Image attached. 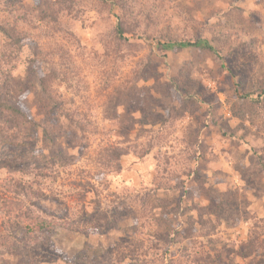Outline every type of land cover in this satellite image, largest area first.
<instances>
[{"label": "rangeland", "instance_id": "obj_1", "mask_svg": "<svg viewBox=\"0 0 264 264\" xmlns=\"http://www.w3.org/2000/svg\"><path fill=\"white\" fill-rule=\"evenodd\" d=\"M41 1L0 0L20 38L18 53L0 30V95L51 128L29 158L0 144V205L9 178L33 182L44 195L24 203L54 226L38 244L17 231L25 257L183 264L201 243L218 264H264L244 248L254 228L264 237V0H75L55 23L30 9ZM55 68L46 96L38 78ZM107 146L128 151L117 171ZM15 250L1 246L0 264Z\"/></svg>", "mask_w": 264, "mask_h": 264}, {"label": "trees", "instance_id": "obj_2", "mask_svg": "<svg viewBox=\"0 0 264 264\" xmlns=\"http://www.w3.org/2000/svg\"><path fill=\"white\" fill-rule=\"evenodd\" d=\"M74 2L75 0H42L39 6H31L30 9L32 11H37L40 20H46L48 22L55 23L60 15V11L65 9L68 13L69 9H71V5H73ZM0 30L8 37L10 45L16 47L18 53H20V38L15 35V25L11 27L0 25ZM114 31L116 33V39L123 38L125 28L122 26V20L119 19ZM199 41L200 40H196L195 44H197ZM178 43L180 46L191 44L186 41ZM206 47L213 49L209 45ZM33 54V56L29 57V64L31 65L35 64V59L38 56L37 52ZM4 57L6 60H8V62H12V60L16 58L10 53L4 54ZM59 74V71L55 68L53 70H49L38 78L39 87L46 96H48L51 91L49 83L53 80H58ZM68 120L69 127L67 129H74L76 122L74 123L70 114ZM77 125L80 124L77 123ZM38 129L41 130L43 141L51 138V128L48 124L46 125L45 123L36 122L26 113L22 112L13 99L0 95L1 147L12 145L19 150H22V148L25 147V150H22L25 153H23V156H21L29 158L27 149L29 148L31 142L37 141V136L34 134V132ZM55 129L59 130L63 128L61 126H57ZM127 152L128 151L125 147L107 146L105 148L104 154L102 155V164L106 165V168L109 166V169L111 167L117 171L120 169V157L125 155ZM261 164L264 166L263 160H261ZM196 182L200 186V189L203 191L204 195H207L209 198L219 197V193L216 192L213 187L204 186V180L196 178ZM33 184V182H23L21 180L12 178H9V181L3 183V189L8 194V196L2 200L0 205V247L3 246L10 249H16L14 252H16L19 257L16 264H36L37 262V260L34 258L28 259L25 257L26 252L19 246L21 239L17 235L18 230H24V234L27 237L25 240L26 242L38 244L46 234L47 237L54 229L53 223H51L50 220L41 218L40 215L29 206V204L25 205L24 203L25 196L32 195L36 199H40L44 195L42 191H40L38 194L32 190ZM223 196L220 198H223ZM30 202L33 203V201ZM258 220L264 222V217ZM257 224L258 223H256L255 226ZM204 229V231L198 232L197 236L212 234V232L209 230V227ZM197 247H201L195 250V252H197V257L192 255V258L185 260V263L183 264H186V262L191 264H218V254L217 256L212 255V258L208 260L212 249H205L201 243H199ZM244 248L245 251L249 252L260 249V252L264 254V237L262 236L261 238L259 236V232H257V230L254 228L250 231L249 236L244 244Z\"/></svg>", "mask_w": 264, "mask_h": 264}]
</instances>
